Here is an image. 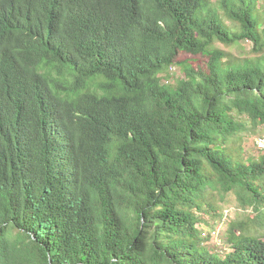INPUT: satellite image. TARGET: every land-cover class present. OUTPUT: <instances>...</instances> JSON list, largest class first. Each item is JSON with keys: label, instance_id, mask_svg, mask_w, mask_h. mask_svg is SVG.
<instances>
[{"label": "trees", "instance_id": "16d2710c", "mask_svg": "<svg viewBox=\"0 0 264 264\" xmlns=\"http://www.w3.org/2000/svg\"><path fill=\"white\" fill-rule=\"evenodd\" d=\"M258 128L264 3L0 0V264H264Z\"/></svg>", "mask_w": 264, "mask_h": 264}, {"label": "rangeland", "instance_id": "374dc122", "mask_svg": "<svg viewBox=\"0 0 264 264\" xmlns=\"http://www.w3.org/2000/svg\"><path fill=\"white\" fill-rule=\"evenodd\" d=\"M264 0H257V4L261 5ZM251 49V44L247 41H242L239 46L232 48L235 55L242 53L246 54ZM170 75L174 78L179 77V71L173 68ZM164 82V81H163ZM264 137V130L258 128L252 134H247L243 140V154L245 159L255 158L259 153V149L256 146V141L259 138ZM215 204L219 210V217L205 216L204 221L198 224L203 237H208L209 242L207 246H216L217 250H223L225 244V232L230 221L247 220L253 217L251 208H243L240 206L237 197L233 193H229L226 196L219 197L215 195ZM262 228V227H261ZM261 230L264 231V228Z\"/></svg>", "mask_w": 264, "mask_h": 264}, {"label": "built area", "instance_id": "2783aa9c", "mask_svg": "<svg viewBox=\"0 0 264 264\" xmlns=\"http://www.w3.org/2000/svg\"><path fill=\"white\" fill-rule=\"evenodd\" d=\"M264 147V139H259V145H257V148Z\"/></svg>", "mask_w": 264, "mask_h": 264}, {"label": "bare ground", "instance_id": "6f19581e", "mask_svg": "<svg viewBox=\"0 0 264 264\" xmlns=\"http://www.w3.org/2000/svg\"><path fill=\"white\" fill-rule=\"evenodd\" d=\"M259 139H264V138H259ZM259 139L256 141V144L259 145ZM259 149H264V147H261Z\"/></svg>", "mask_w": 264, "mask_h": 264}]
</instances>
